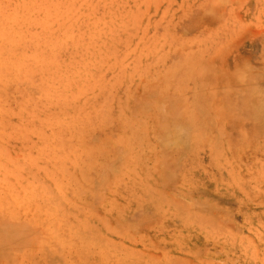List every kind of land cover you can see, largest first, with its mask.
I'll return each mask as SVG.
<instances>
[{
	"label": "rangeland",
	"instance_id": "obj_1",
	"mask_svg": "<svg viewBox=\"0 0 264 264\" xmlns=\"http://www.w3.org/2000/svg\"><path fill=\"white\" fill-rule=\"evenodd\" d=\"M0 264H264V0H0Z\"/></svg>",
	"mask_w": 264,
	"mask_h": 264
}]
</instances>
